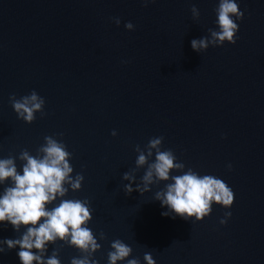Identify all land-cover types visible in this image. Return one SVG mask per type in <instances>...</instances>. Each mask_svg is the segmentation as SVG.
Here are the masks:
<instances>
[{"label":"water","instance_id":"obj_1","mask_svg":"<svg viewBox=\"0 0 264 264\" xmlns=\"http://www.w3.org/2000/svg\"><path fill=\"white\" fill-rule=\"evenodd\" d=\"M236 2L244 12L243 20L233 17L236 44L196 52L193 39L219 30V0H0V159L15 157L22 174L23 150L42 156L45 136L66 145L70 175L85 179L78 190L66 183V195L48 208L87 199L86 226L101 245L90 259L99 264H109L116 239L140 264H147L145 253L156 264H264V0ZM33 90L45 99L46 115L35 113L29 124L10 97ZM160 136L162 150L185 165L170 175L191 168L220 178L234 192L233 206L213 203L202 221L173 219L154 198L171 180L126 194L124 185L142 184L147 170L136 167V146L145 150ZM154 159L155 150L149 163ZM132 169L134 183L123 179ZM10 185L0 184V195ZM25 230L0 223V240ZM4 247L0 264H22L19 246ZM53 250L61 264L85 255L60 240L47 256Z\"/></svg>","mask_w":264,"mask_h":264},{"label":"clouds","instance_id":"obj_2","mask_svg":"<svg viewBox=\"0 0 264 264\" xmlns=\"http://www.w3.org/2000/svg\"><path fill=\"white\" fill-rule=\"evenodd\" d=\"M154 0H143L145 6ZM219 30L209 29L211 39L203 37L193 39L191 46L196 52L207 50L209 45L223 46L225 42L236 44L239 25L233 17L243 20L244 12L236 0H219V5L215 9ZM193 17L199 18L200 11L196 6L191 9ZM114 22L119 25L120 18L114 17ZM125 27L128 30H135V26L128 22ZM18 117L31 124L35 119V113L44 112L45 99L33 90L30 95H25L19 99L15 95L10 97ZM63 135V134H60ZM113 136L117 135L114 130ZM46 144L42 145L38 151L42 156H33L25 149L19 159L26 161L22 167V174L16 166V158L9 156L0 159V184L11 181V185L4 188L0 195V223H10L19 232L21 227L25 231L21 238L0 240V253L15 249L19 246L18 257L22 264H61L58 258L59 252L53 250L51 256H47V246L55 244L57 240L63 241L69 246L80 250L85 255L73 257L71 264H99L95 259H90L93 253L101 248L97 243L93 231L86 226L92 219V212L87 199H61L59 204L51 209L48 205L57 200V197H64L68 191L65 184H69L73 190L81 188L84 181L83 174H76L72 177L73 167L69 163L72 155L66 150V145L53 139L52 136H45ZM164 137H153L145 150L139 145L135 150L139 153L136 158V167L140 168L147 164V170L142 176V184H137L135 188L132 184L124 185L126 194L138 191H151L150 185L157 181H169L166 190L155 193V199L160 201L162 207L169 211L162 213L175 219L177 216L184 220L195 218L202 221L209 216L213 210V203L231 208L234 204L233 190L220 178L213 175H199L189 168L183 174L170 175L175 169L177 171L185 168L183 163L177 162V156L173 150H162ZM155 159L149 163V157ZM147 152V155L145 154ZM231 170V164L228 165ZM126 172L123 179L135 182L134 172ZM231 212H226L225 216L230 218ZM43 221V222H41ZM221 224H226L227 219H222ZM101 239L105 238L104 233L100 234ZM112 251L108 252L109 264H117V261H127V264H140L138 258L129 259L133 249L120 239H116L111 244ZM144 260L147 264H156L150 253H145Z\"/></svg>","mask_w":264,"mask_h":264}]
</instances>
